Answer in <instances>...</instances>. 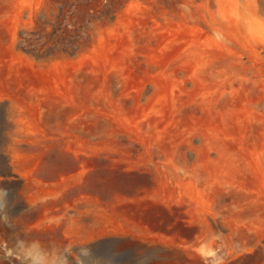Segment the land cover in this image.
Segmentation results:
<instances>
[{"label": "rangeland", "instance_id": "374dc122", "mask_svg": "<svg viewBox=\"0 0 264 264\" xmlns=\"http://www.w3.org/2000/svg\"><path fill=\"white\" fill-rule=\"evenodd\" d=\"M0 187L88 264H264V0H0Z\"/></svg>", "mask_w": 264, "mask_h": 264}, {"label": "clouds", "instance_id": "9594fccd", "mask_svg": "<svg viewBox=\"0 0 264 264\" xmlns=\"http://www.w3.org/2000/svg\"><path fill=\"white\" fill-rule=\"evenodd\" d=\"M8 191L0 187V223H7ZM17 264H72L69 256L73 255L71 245L62 250L52 248L46 250L38 242L26 243L23 240H16L15 243L7 248L5 252ZM91 253L84 248H80L73 255L75 264H88Z\"/></svg>", "mask_w": 264, "mask_h": 264}, {"label": "bare ground", "instance_id": "6f19581e", "mask_svg": "<svg viewBox=\"0 0 264 264\" xmlns=\"http://www.w3.org/2000/svg\"><path fill=\"white\" fill-rule=\"evenodd\" d=\"M199 67H200V65L198 63L196 66V69H199ZM225 168H227V164L226 163H220L219 166L216 167L215 176H219ZM86 206L91 211L95 209V207L92 203H87ZM8 213L9 212L7 209V215H8ZM15 239H18V237L16 238L11 233H8L7 229L5 231V234L1 236V238H0V264H17L16 261H13V263H10V261H12V259L11 258L9 259L7 257V255L5 254V252L7 251V248L11 247L15 243ZM42 247L45 248L46 250H51L53 248L51 242L44 244Z\"/></svg>", "mask_w": 264, "mask_h": 264}]
</instances>
